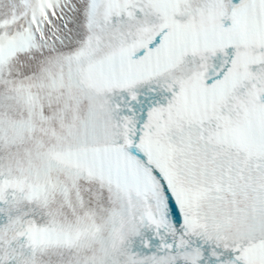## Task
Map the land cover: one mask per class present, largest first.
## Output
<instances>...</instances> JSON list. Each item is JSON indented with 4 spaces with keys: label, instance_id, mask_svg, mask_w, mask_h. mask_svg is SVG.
<instances>
[{
    "label": "snow or ice",
    "instance_id": "1",
    "mask_svg": "<svg viewBox=\"0 0 264 264\" xmlns=\"http://www.w3.org/2000/svg\"><path fill=\"white\" fill-rule=\"evenodd\" d=\"M0 264H264V0H0Z\"/></svg>",
    "mask_w": 264,
    "mask_h": 264
}]
</instances>
